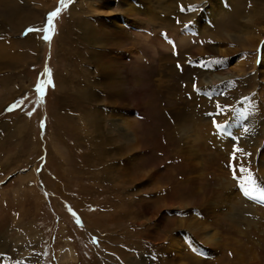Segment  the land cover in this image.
<instances>
[{
    "label": "rangeland",
    "instance_id": "rangeland-1",
    "mask_svg": "<svg viewBox=\"0 0 264 264\" xmlns=\"http://www.w3.org/2000/svg\"><path fill=\"white\" fill-rule=\"evenodd\" d=\"M25 1L4 5L0 0V26H3L0 42L8 47L10 55L23 51L30 57L17 54L16 63H0V264H128L129 260L135 264H167V258L174 257L176 251L165 237L166 229L177 218L186 219L191 215L202 218L200 209L191 206L194 203L191 193L216 196L212 187L218 182L217 185L229 183L236 193L233 207L226 211V221L221 226L224 245L212 250L207 248L192 234L191 229L196 231L193 227L173 229L170 235L180 234L182 247L185 245L186 254L193 257V264H200L198 256L214 264H264V178L260 172L262 165H259L264 138L257 153H253V141L260 140L258 123L255 122L253 129H243L239 124L233 129L228 124L234 117H238L239 122L245 121L250 110L247 99L256 101L257 88H264V72L255 79H260L258 85H252V70L259 69L264 52V29L261 37L258 35L260 27L250 33L255 39L259 36L254 49L240 46L236 40L243 28V20L236 12L243 10V14L250 15L258 0H236V4L219 0L222 7L216 6L215 1L211 5L209 0L194 3L161 0L166 1L162 9L158 7L160 0H130L134 6L142 3L144 10L145 6H150L141 14L144 23L131 22L123 12L117 13L116 10L127 7L124 0H66V7L59 0H44L49 5L45 11H42L46 6L41 3L43 0H29L35 14L23 13ZM90 4L101 12L100 18L122 26L130 22L134 32L130 37L136 54L124 55L122 47L113 52L124 56L134 67V75L129 74L132 90L127 93L132 102L128 107L119 106L121 114L129 113L136 120V123L129 122L128 128L112 124L111 118L120 125L122 116L119 112L114 116L112 108L104 104L109 92L104 85L90 81L94 71L83 63L82 55H70L67 45V49L61 50L58 46L62 30L71 29L68 25L72 21V6L78 17L98 24L95 20L98 16L89 12L93 9ZM209 6L221 8L210 16L206 13ZM57 7L61 11L54 20V32L48 33L50 40L42 38L43 31H28L42 30L48 13ZM173 13L179 14L181 23L173 24L176 16ZM33 16L38 19L27 23ZM201 16V20L195 19ZM263 19L261 26H264ZM22 22L26 24L21 28ZM226 31L229 35L224 34ZM28 36L36 40L33 47L19 42ZM167 37L172 38L171 43ZM17 39L22 51L9 48ZM212 45L225 49L222 48L225 52L220 51L224 65L217 68L233 73L227 79H220L221 82L207 85L203 78L216 63L202 47L207 49ZM34 48L39 54L35 55ZM258 53L260 58H257ZM241 57L243 71L234 65ZM46 69L50 77L45 74ZM49 78L51 84H47ZM59 78L68 88L63 104L59 103L56 92ZM38 81L45 83L43 97L35 91ZM86 84L93 85L95 94L90 103L77 95L79 90L87 89ZM261 95L264 98L263 92ZM220 98L227 106L219 103ZM120 103L125 104V101ZM14 104L18 106L7 111ZM86 108L90 110L88 113ZM252 110L263 111L261 100ZM93 115L96 118L92 119ZM214 122L227 124L231 134L218 130ZM94 123L101 131H94ZM123 130L124 133L132 130L136 143L126 137ZM215 132H225L220 135L221 141H215V136L210 135ZM247 147L250 149L246 150ZM113 149H117L119 156ZM235 149H241L242 156L243 152L251 150L253 157L249 160L240 157L241 151ZM188 160L192 167L188 166ZM238 160L241 163H237ZM243 188L251 190V197L243 194ZM256 198L263 203L255 201ZM123 202L131 205L129 211L132 206L141 209L146 205L149 212L157 209L162 212L165 219L158 226L159 241L150 242L156 220L145 224L132 220L133 215L128 213L119 221L110 214L116 209L112 206L124 205ZM165 204L172 205L165 207ZM98 221L104 225L99 232L94 225ZM209 228L205 231L211 232ZM111 230L115 232L110 233ZM238 230L243 233L242 237ZM109 235L114 241L104 244ZM117 245H121L130 258L108 259L107 246ZM199 246L204 247H201L204 255L196 251L200 250ZM223 253L227 258L218 262ZM253 253L257 256L250 255Z\"/></svg>",
    "mask_w": 264,
    "mask_h": 264
},
{
    "label": "bare ground",
    "instance_id": "bare-ground-1",
    "mask_svg": "<svg viewBox=\"0 0 264 264\" xmlns=\"http://www.w3.org/2000/svg\"><path fill=\"white\" fill-rule=\"evenodd\" d=\"M32 1V0H31ZM121 1V0H119ZM126 3L125 5L127 7H125V9L123 10H116L118 11L117 13H124L125 16H127V19H131V22L133 21L134 23H144L141 22L142 20V15L143 13H146L148 11V8H150L149 5L145 6L144 8H146L145 10L143 9V4L139 2V6H134V4L132 2H130V0H124ZM170 1V0H167ZM190 3H194L195 0H188ZM212 1H215L216 6L219 4L221 5L219 0H209V3L211 5ZM233 1L235 2V4L237 3L236 0H228V2ZM1 2L4 5H7V3H14V5H16V0H1ZM20 2V1H19ZM44 3V5H46L44 8H42V11H45L46 9H48V3H46L44 0L41 1V3ZM143 2V0H142ZM148 2V0H147ZM156 2V1H154ZM166 2V1H164ZM163 1L160 0V3L158 5V7H160L161 9L164 7L165 3ZM145 3V1H144ZM208 3V5H209ZM25 5L22 7V11L23 13L25 12H29L30 14L33 13L35 14V9H33V7L31 6V4L29 3V0H26ZM81 3H79L80 5ZM94 4V3H93ZM197 4V3H196ZM19 5V4H18ZM95 5V4H94ZM89 6L92 7V5L90 4ZM152 6V5H151ZM157 7V6H156ZM222 7V5H221ZM221 7L218 6V8H214L213 6H209V8L206 10V13H209V15H213L218 9H220ZM93 8V7H92ZM99 9V8H98ZM19 10V9H18ZM71 10V16H72V21L71 23L68 25V28H71L69 31L65 32L62 30L61 33V38L59 40V48L61 49H65V45H67L68 49L70 50L69 54H79L82 55L83 58V63L87 64L88 67L90 68V70L94 71L93 72V79L90 80L92 83L96 84V85H100L102 84V86H105V91H108V95H107V99L108 101L104 104H107L110 108H112V114L114 116H116V113L119 112V106L120 107H128V105L132 102L128 96V92H130L132 90V84L131 82H129V74L130 76L134 75V67L131 65V63H128L127 61H125V57L123 56H119L116 54H113L114 51H116L117 47H122V52L124 53V55H134L136 54V51L134 50L135 47L133 46V44H131V40L132 38L130 37L132 35V33L134 34V32L132 31V29L130 28V22H126L128 26H122L121 24H117V23H112L110 20L102 17L100 18V16L102 15L101 12H99L98 10H96L95 8L93 9H89V12H92V14H94L95 16H98V18H95V20H97V25L93 24V21H88V19L85 18H81L77 16V11L75 10V7L72 6ZM151 10H153L151 8ZM149 9V12L151 11ZM7 11H9L7 9ZM14 11V9H13ZM72 11H74L72 13ZM235 11V10H233ZM19 12V11H18ZM105 12V11H104ZM14 13H17L16 11ZM13 13V14H14ZM22 13V12H21ZM200 13V12H199ZM235 13V12H234ZM240 15V18L243 20V28L240 30V34L236 37L237 42L240 43V46L242 45L243 47H247L249 49L256 47L257 42H258V38L259 36H262L261 31H263L264 26L260 25V21L262 18H264V0H258L255 1L254 3V7L252 9V13L250 15H245L243 14L244 11L240 10L239 12H236ZM8 14V13H7ZM9 14H12L9 13ZM148 14V13H147ZM175 18L173 19V24H177V23H181L182 20L179 17L178 13H173ZM204 14V13H203ZM15 15V14H14ZM195 15H189V17ZM144 18V17H143ZM202 16L199 18H195L196 20H201ZM214 18V17H213ZM218 18V17H217ZM2 19V18H0ZM17 19V18H16ZM38 19V18H37ZM34 18V16L32 17L31 21L29 22H33L35 20H37ZM146 19V18H145ZM165 20V19H164ZM4 21V20H3ZM13 21V20H12ZM17 21V20H15ZM171 21V20H170ZM14 22V21H13ZM163 22V21H162ZM8 23V22H7ZM1 24V23H0ZM23 24H26V22H22L19 27H21ZM263 24H264V19H263ZM143 25V24H142ZM24 26V25H23ZM22 26V27H23ZM144 26V25H143ZM146 26V25H145ZM181 26V24H180ZM202 26V25H200ZM1 27V26H0ZM3 27V26H2ZM1 27V28H2ZM21 27V28H22ZM138 28V26H136ZM141 27V26H139ZM169 27V26H168ZM260 27V28H259ZM5 28V27H4ZM15 28V27H14ZM18 28V27H17ZM67 28V27H66ZM67 28V29H68ZM176 28V27H175ZM241 28V27H240ZM258 29V37L255 39V37L250 34L253 32V30ZM174 29V28H173ZM4 29H2L3 31ZM5 32V31H4ZM207 32V31H206ZM205 33V32H203ZM237 33V32H236ZM13 34V33H12ZM224 34H228L229 32H224ZM216 37V36H214ZM235 38V37H234ZM32 40V42L30 43H26L29 42L27 40ZM255 39V40H254ZM17 40H13L11 42V45L9 48L14 49L15 51L21 50L17 44ZM19 42L23 45V46H27L29 45L30 47H33V44L36 45V40L34 38H32L31 36L26 37L23 40H19ZM207 46V45H206ZM218 46V45H217ZM221 46V45H220ZM96 47V48H94ZM134 47V48H133ZM198 47V46H197ZM204 47V46H203ZM205 49V51L208 52V55H212L213 60L212 62L216 63V67H212L213 69L211 71H209L205 77L203 79H205L204 82L207 83V85H212L213 83H217L220 81V79L222 78H226L228 76H232L233 71H228V72H224V70H221L222 68L218 69V66L224 65V63L222 64V61L225 62L224 59H222L221 57L223 56L220 53L221 52H225L221 49H219L218 47H215L214 45H212L211 47L203 48ZM7 46L4 45L3 43L0 42V63H9L13 64L16 63L17 61H19V59H14V57L17 54H20L28 59H30V57L24 53L22 50V52H18L14 55H10L7 52ZM196 48V47H195ZM228 48V47H227ZM264 48V47H263ZM262 48V50H263ZM67 49V48H66ZM224 49V48H223ZM35 51V55L39 54V52L36 50V48L33 49ZM225 50V49H224ZM232 50V49H231ZM195 51V50H194ZM204 51V52H205ZM221 51V52H220ZM227 51V50H226ZM129 52V53H128ZM203 52V53H204ZM229 52V51H228ZM233 52V51H232ZM235 52V51H234ZM196 52L193 53V55L197 58ZM201 53V51L199 52ZM198 53V54H199ZM131 54V55H130ZM227 55V52L225 53ZM224 54V55H225ZM228 56V55H227ZM227 56H225L227 58ZM80 57V56H79ZM70 58V57H69ZM224 58V57H223ZM131 59V58H130ZM132 60V59H131ZM133 60L135 61V57H133ZM193 61V60H191ZM228 62V61H227ZM235 62V61H234ZM192 63V62H191ZM3 65V64H1ZM15 65V64H14ZM236 67L239 68L240 71H243L244 68H242V66L244 65L242 57L240 59H236V62L234 64ZM233 65V66H234ZM214 66V65H213ZM253 67V66H252ZM258 68V67H257ZM256 67L252 70V73L254 75L253 80H252V85L257 84L258 85V79L257 81H255L256 78H259V76L264 72L261 70H264V52L262 53V60H261V65L259 67V69L261 68V70L257 69ZM189 69V68H188ZM218 69V70H217ZM226 70V69H225ZM91 72V71H90ZM59 77V76H58ZM227 79V78H226ZM229 79V78H228ZM223 80V79H222ZM262 80V79H261ZM221 82V81H220ZM247 82V81H246ZM223 83V82H222ZM201 84V83H200ZM87 89H83V90H79L78 92V97L81 99H88L86 102L90 103L93 101H90V99H92L91 97L94 96V90H93V85H91L90 87H88V84H86ZM208 87V86H207ZM103 88V87H102ZM134 88V87H133ZM210 88V87H209ZM68 88L67 86L64 84V82L62 81L61 78L58 79V82L56 84V92H58L59 96H58V100L59 103L63 104L66 99V92H67ZM262 90V91H261ZM261 92L264 93V88H257V100L255 101H250L247 99V106L250 107V110L248 111V115L247 118L245 117V121L239 122L238 117H234L231 118L230 121L228 122L229 126L233 129H237V125H242L243 129L244 127L248 128V129H253L255 127V122L258 123V130L260 131V140L259 142L253 141L254 146L251 147V150L253 153H257V148L262 144L261 140L264 138V98H262ZM77 93V92H75ZM74 95V94H73ZM98 99V98H97ZM96 99V100H97ZM253 99V98H252ZM95 100V101H96ZM235 100V99H234ZM238 100V98H237ZM259 100H261L262 102V108L263 111L259 112V111H253L252 107L255 103H257ZM121 101H125V104H121ZM239 101V100H238ZM85 102V103H86ZM230 102V101H229ZM232 102V101H231ZM244 102V101H243ZM220 104H223L225 106H227V102H224V99L220 98ZM239 103V102H238ZM70 104V103H68ZM72 104V103H71ZM70 104V105H71ZM231 104V103H229ZM235 104V102H234ZM240 104V103H239ZM69 105V106H70ZM238 105V104H237ZM65 106V105H64ZM68 106V105H67ZM73 106V105H72ZM241 106V105H239ZM63 107V106H62ZM61 107V108H62ZM71 107V106H70ZM84 107V106H83ZM75 109V108H74ZM85 108H83L82 110H84ZM90 111V110H89ZM86 108V113L89 112ZM116 111V112H115ZM230 112V111H229ZM246 112V111H245ZM228 113V112H227ZM232 113V112H230ZM228 113V115L230 114ZM111 114V115H112ZM234 114V113H233ZM232 114V115H233ZM120 117L122 116V119L119 117V119H121L120 121V125L119 123H115L114 119L111 118V122L113 125H116L118 128H120L121 125L126 126L127 128L129 127V122H135L136 120L135 118H133L131 116V114L127 113V114H119ZM113 116V117H114ZM230 116V115H229ZM84 117V116H83ZM222 118V116H220ZM89 118V117H88ZM96 118L95 115L92 116V119ZM243 118V116H242ZM91 120V119H90ZM244 120V119H243ZM131 124V123H130ZM21 125V124H20ZM99 125L100 122H99ZM94 131L97 132L98 130V125H96L94 123ZM102 126V125H101ZM21 128V127H20ZM124 128V127H123ZM126 128V129H127ZM101 131V130H100ZM102 133V132H99ZM106 133V132H105ZM124 133V130H123ZM97 134V133H96ZM126 137H129L132 142L136 143L137 141V137L134 135L132 130H126V133H124ZM213 134V135H212ZM225 134L224 133H211L210 135L215 136V138H213L215 141H221L220 138L221 136ZM221 135V136H220ZM107 136V135H106ZM248 136V135H245ZM103 139V138H102ZM184 139V138H183ZM186 139V138H185ZM225 139V138H224ZM186 142V141H184ZM187 145V144H185ZM191 146V145H190ZM264 148V147H263ZM191 149V147H190ZM194 149V148H193ZM247 149H250V147H247ZM117 150V149H116ZM115 149H113V151L119 156V152H117ZM186 150L188 151V149L186 148ZM251 150L248 152H243L244 156L241 155L242 151L239 152V156L244 157L245 159L248 158L247 160L251 159L253 157V154L251 152ZM190 151V150H189ZM183 152V151H182ZM194 153V151H193ZM196 153V152H195ZM194 153V154H195ZM238 153V152H237ZM180 155V154H179ZM197 155V154H196ZM238 155V154H236ZM117 156V157H118ZM184 157V156H183ZM239 157V159H240ZM187 158V157H185ZM201 158V157H200ZM238 158V157H237ZM182 160V159H181ZM187 160V159H186ZM243 160V159H242ZM255 161V160H254ZM188 162V166L189 164V160ZM237 163H241L239 160ZM244 163V162H243ZM185 165V163H184ZM259 165H262V168L260 170L263 178H264V150L262 152H260L259 155ZM191 166V165H190ZM189 166V167H190ZM240 166H242L240 164ZM192 167V166H191ZM259 168V169H260ZM125 169V168H124ZM126 170V169H125ZM44 171V170H43ZM192 172H194V170L192 169ZM221 173V172H220ZM46 174V173H45ZM195 176V175H194ZM220 176V175H219ZM201 178V177H200ZM46 179V178H45ZM189 179V178H188ZM194 178H190V180H192ZM220 179V178H218ZM197 181V180H196ZM224 181V180H223ZM186 182H189L188 180ZM227 182V181H226ZM152 181H149L148 184L151 185ZM219 183V182H218ZM217 183V184H218ZM190 184V183H189ZM192 184V183H191ZM216 184V185H217ZM148 185V186H149ZM215 187H212L213 192L214 190H216V196L213 194H203L199 193L197 191H194L191 193V201H194V203H192L191 206H197L200 209V212L202 214V218H195V216H190L186 219H176V221L173 220V224H170L169 227L166 229L165 231V237H168L171 241V243L175 246V251L176 254L174 257H168L167 259V264H193L194 260L193 257H189L186 252H185V245L183 246V240L182 238L179 236L180 234L177 233H172L170 235V232L174 229L176 230L177 228H181V227H187V228H194L196 231H194L193 229H191L190 231L192 232V234L198 239L200 240L204 245H206L207 248L211 249H216V248H220V246L224 245V240L222 238V234H221V226L222 224H225L224 222V218L227 217L226 216V211H230V209L233 207V201L236 198V193L234 192V188L229 184V183H221L219 185H217ZM228 185H230L228 191ZM208 186V185H207ZM151 187V186H150ZM202 188V187H201ZM223 192L222 190H224V193L222 195ZM139 190V189H138ZM210 190V189H209ZM194 193V195H193ZM199 193V194H198ZM143 199V198H142ZM237 200V199H236ZM141 201V198H140ZM131 202V201H130ZM238 202V201H237ZM164 203V202H163ZM190 203V202H189ZM189 203H187V205L189 206ZM124 205H118V206H112L111 208H116L115 211L113 213H110L112 215H114V218L118 219L119 221L122 220L125 215L127 216L128 213L133 215V218H131L132 220H135L137 222H143V223H147L149 221H155L157 222V225H153L152 228V233L151 235L153 237H150V242L151 243H155L158 240V226L164 221V216L162 214V212L157 209L154 211H150L148 210L147 206L145 205L143 208L141 209H133V206L130 209V206H127L125 202H123ZM236 204V203H235ZM138 205V204H137ZM170 205V204H168ZM168 205L165 204V207H168ZM172 205V204H171ZM170 205V206H171ZM134 206H136V203L134 204ZM175 206V205H174ZM176 207V206H175ZM174 207V208H175ZM178 207V206H177ZM160 208V207H159ZM173 208V207H172ZM179 208V207H178ZM221 210H225L224 212H220ZM117 214H116V213ZM149 216V217H148ZM174 219V218H173ZM197 220H200L197 222ZM187 221V222H186ZM246 221V220H245ZM251 220H249L250 222ZM247 222V223H249ZM251 224V223H250ZM254 224V223H253ZM96 226V230L93 228L92 230L95 231H100V228H102L101 225V221L99 222H95L94 224ZM168 225V224H167ZM245 225V224H244ZM104 226V225H103ZM210 227L212 228L209 231H205L206 227ZM228 227V226H227ZM236 227V226H235ZM209 228V229H210ZM230 229V228H229ZM208 230V229H207ZM115 232V231H114ZM112 230L110 231V233H114ZM109 233V234H110ZM242 232L238 230V235L239 237H242ZM119 235V233H118ZM162 238V236H161ZM121 239V238H120ZM111 241V236L109 235V238L107 240H104V244L110 245ZM240 241V240H239ZM110 242V243H109ZM118 242V241H117ZM258 242V241H257ZM112 244V243H111ZM182 247V248H181ZM105 249V248H104ZM110 252V254L108 255V259H118V260H122L125 257L130 258V256L128 255V253L126 252L125 249H123L121 247V245H117V246H107V248ZM195 249V247H194ZM225 251V250H224ZM247 251V250H246ZM259 252V251H258ZM241 253V252H240ZM249 253V252H248ZM199 255V254H198ZM237 255V254H236ZM246 255V253H245ZM252 256H257V254L253 253L250 254ZM240 256V255H239ZM238 256V257H239ZM199 257V256H198ZM197 260H199L200 264H214L213 261L211 260H206L204 261L201 258H198ZM250 257V256H249ZM223 258H227L225 256V254L223 253L220 258L217 259L218 262H221L223 260ZM240 258V257H239ZM246 258V257H245ZM241 259V258H240ZM125 260V259H124ZM128 260V259H127ZM249 260V259H247ZM256 260V259H255ZM254 260V261H255ZM131 260H129L130 264H135L130 262ZM115 262V260H114ZM233 262V261H232ZM236 262V261H234ZM243 262V260H242ZM241 262V263H242ZM248 262V261H247ZM251 262V261H250ZM253 262V261H252ZM128 263V261H127ZM128 263V264H129ZM197 263V262H196ZM226 263V262H224ZM223 263V264H224ZM231 263V262H229ZM238 263V262H237ZM255 264V262H253ZM258 263V262H256ZM260 263V262H259ZM258 263V264H259ZM199 264V263H198ZM218 264V263H217ZM239 264V263H238Z\"/></svg>",
    "mask_w": 264,
    "mask_h": 264
},
{
    "label": "snow or ice",
    "instance_id": "snow-or-ice-1",
    "mask_svg": "<svg viewBox=\"0 0 264 264\" xmlns=\"http://www.w3.org/2000/svg\"><path fill=\"white\" fill-rule=\"evenodd\" d=\"M59 3L61 5H64L65 7L67 6L66 0H59ZM60 11H61V8L57 7L54 11H50L48 13V15L46 17L45 27L42 30H40V29H28V31L29 32H31V31H43L45 34L43 35L42 38L45 39V40H50L51 36L48 33L54 32V29H55L54 20H55V18L58 17ZM169 43H171V41H169ZM45 74L50 77V72L47 69L45 70ZM51 83H52V81L49 78L48 81H47V84H51ZM44 90H45V83L42 82V81H38V83L36 85V88H35V91H36L37 95L40 96V97H43ZM17 106L18 105L14 104V105L10 106L7 109V111H12ZM220 107H221L220 105H217V108H220ZM29 115H31V113H29ZM214 126L217 127L218 130L223 127V125L216 124L215 122H214ZM41 127H43V122H41ZM245 131H247V129H245ZM235 151H241V149H235ZM243 171H246V170H243ZM234 178H235V175H234ZM248 180H249V182L251 181V176L250 175L248 177ZM242 192H243V194L245 196L251 197V190L249 188H243Z\"/></svg>",
    "mask_w": 264,
    "mask_h": 264
}]
</instances>
